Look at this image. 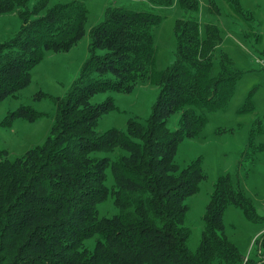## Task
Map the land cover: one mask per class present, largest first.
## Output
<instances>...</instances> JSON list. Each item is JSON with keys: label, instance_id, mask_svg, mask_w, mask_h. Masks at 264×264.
Listing matches in <instances>:
<instances>
[{"label": "trees", "instance_id": "obj_1", "mask_svg": "<svg viewBox=\"0 0 264 264\" xmlns=\"http://www.w3.org/2000/svg\"><path fill=\"white\" fill-rule=\"evenodd\" d=\"M164 1L172 5V0ZM28 2L0 0V14L27 8ZM226 2L236 16L249 19L238 0ZM177 4L190 17L176 21L172 65L156 69L153 29L161 16L108 7L104 20L89 32V57L80 76L55 102L46 141L14 161L0 150V264L242 262L225 234V210L235 206L253 224L263 219L228 175L214 185L198 248L194 252L188 248L185 201L198 193L204 176L201 159L180 169L174 157L184 139L196 138L204 129L203 111L213 113L227 105L241 73L223 54L216 74L212 73L221 31L206 24L201 37L200 24L192 18L198 2L177 0ZM47 6V0H40L31 11L21 12L18 34L0 49V104L29 85L31 71L45 54L67 52L84 35L88 15L84 0ZM44 9L45 15L36 17ZM139 81L159 87L150 116L128 120L125 131L97 133L98 120L120 110L111 99L97 105L88 101L97 94H129ZM254 110L248 101L240 113ZM176 113H180L178 129L169 131L167 121ZM41 115L21 107L9 113L3 125L33 122ZM260 133L258 126L251 139ZM107 200L117 213L99 217L97 207ZM91 238L95 245L87 249L83 244ZM258 251L256 260L247 257L251 264H264V241Z\"/></svg>", "mask_w": 264, "mask_h": 264}, {"label": "rangeland", "instance_id": "obj_2", "mask_svg": "<svg viewBox=\"0 0 264 264\" xmlns=\"http://www.w3.org/2000/svg\"><path fill=\"white\" fill-rule=\"evenodd\" d=\"M38 1L40 0H29L27 8L17 7L11 12L0 14V49L18 34L21 26L20 13L31 11ZM47 1L49 8L53 4L72 0ZM196 1L198 13L192 18L200 24V36L205 37L206 24L215 25L221 31L222 39L214 52L212 73L216 74L218 58L223 54L231 59L233 69L241 73V77L224 108L213 113L203 111L207 117L204 129L196 138L184 139L178 145L174 157V162L180 169L201 159L204 176L198 193L185 201L188 207L185 225L190 230L188 248L192 252L198 248L204 228L203 216L214 185L219 177L228 175L233 187L242 190L255 207L256 215L263 219L258 224L250 223L235 206H228L224 213L225 234L243 258L239 264H251L247 257L249 260H256L258 249H261L264 241V149L260 147L264 146V0H238L248 20L236 16L226 0ZM84 3L88 15L85 32L79 42L67 52L45 54L31 71L29 85L0 104V150L6 151L10 161L21 158L27 151L42 145L50 135L56 113L55 102L71 89L80 76L82 66L89 57V32L104 20L108 7L150 11L161 16V23L153 29L156 69L164 70L175 61L176 21L190 17L181 11L177 0H172L170 7L164 4V0H84ZM210 4L211 13L208 10ZM44 15L45 9L36 17ZM158 95L159 87L147 81H139L129 94L110 92L93 96L88 101L90 105L111 99L120 110L119 113L103 115L98 120L96 132L103 133L110 129L125 131L128 120L146 119L150 116ZM248 101L254 103L255 110L240 113ZM21 107H30L42 115L33 122L15 120L10 126H4L7 115ZM179 119L180 113L169 117V131L178 129ZM258 126L261 133L251 139L253 130ZM111 157L115 155L111 154ZM112 184L113 180L109 175L106 185L110 187ZM97 210L99 217L108 218L117 213L110 200L100 204ZM94 245L95 238L88 239L83 244L87 249H93ZM213 264L222 263L215 261Z\"/></svg>", "mask_w": 264, "mask_h": 264}]
</instances>
